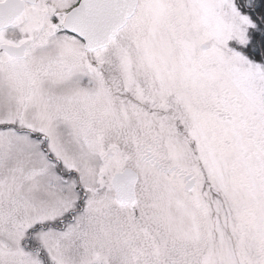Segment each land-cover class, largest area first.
<instances>
[{"label":"snow or ice","instance_id":"1","mask_svg":"<svg viewBox=\"0 0 264 264\" xmlns=\"http://www.w3.org/2000/svg\"><path fill=\"white\" fill-rule=\"evenodd\" d=\"M0 264H264V0H0Z\"/></svg>","mask_w":264,"mask_h":264}]
</instances>
